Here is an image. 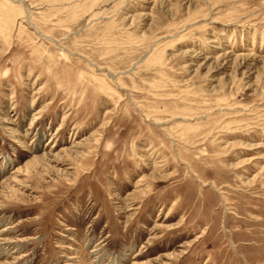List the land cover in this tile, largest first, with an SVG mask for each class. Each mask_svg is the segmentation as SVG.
<instances>
[{"label":"rangeland","instance_id":"374dc122","mask_svg":"<svg viewBox=\"0 0 264 264\" xmlns=\"http://www.w3.org/2000/svg\"><path fill=\"white\" fill-rule=\"evenodd\" d=\"M0 264H264V0H0Z\"/></svg>","mask_w":264,"mask_h":264},{"label":"bare ground","instance_id":"6f19581e","mask_svg":"<svg viewBox=\"0 0 264 264\" xmlns=\"http://www.w3.org/2000/svg\"><path fill=\"white\" fill-rule=\"evenodd\" d=\"M12 5V4H11ZM7 17V16H6ZM8 18V17H7ZM6 20V19H5ZM8 20V19H7ZM5 23V22H4ZM7 24V23H6ZM9 24H12V22H10ZM9 30V29H8ZM6 31V30H5Z\"/></svg>","mask_w":264,"mask_h":264}]
</instances>
